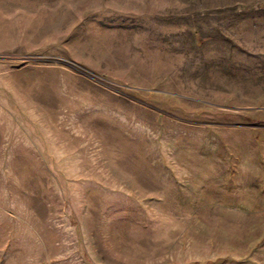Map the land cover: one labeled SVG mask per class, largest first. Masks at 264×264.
Listing matches in <instances>:
<instances>
[{"label":"rangeland","instance_id":"rangeland-1","mask_svg":"<svg viewBox=\"0 0 264 264\" xmlns=\"http://www.w3.org/2000/svg\"><path fill=\"white\" fill-rule=\"evenodd\" d=\"M0 264H264V0H0Z\"/></svg>","mask_w":264,"mask_h":264}]
</instances>
